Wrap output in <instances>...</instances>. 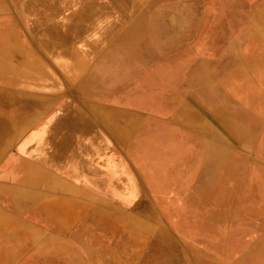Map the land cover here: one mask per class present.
<instances>
[{"label": "crops", "instance_id": "1", "mask_svg": "<svg viewBox=\"0 0 264 264\" xmlns=\"http://www.w3.org/2000/svg\"><path fill=\"white\" fill-rule=\"evenodd\" d=\"M146 1L0 0V110L16 115L20 129L9 131L12 138L0 150V264H125L111 248L110 233L95 227L107 224L111 205L124 206L135 181L122 143L138 141L112 129L144 120L147 127L163 126L170 115L158 119V113H170L173 105L159 107L156 98L178 95H163L161 88L142 97L136 87L152 85L160 71L157 58L168 61L183 44L185 28L199 20L193 7L198 0L176 2L165 15L151 5L143 9ZM84 58L88 65L78 74L76 63ZM48 74L56 85L68 75L70 89L31 87ZM77 113L96 130L90 137L65 133L77 125L63 116ZM96 172L108 179L96 184Z\"/></svg>", "mask_w": 264, "mask_h": 264}, {"label": "bare ground", "instance_id": "2", "mask_svg": "<svg viewBox=\"0 0 264 264\" xmlns=\"http://www.w3.org/2000/svg\"><path fill=\"white\" fill-rule=\"evenodd\" d=\"M255 10L249 29L241 31L238 42L223 52L227 60L206 65V59H197L189 65L185 73L187 97L180 108H170L174 100L178 102L177 96L156 98L159 107L171 109L170 117L163 119L161 134L154 133L156 130L151 129L154 127L144 126L145 120L138 127L113 129L122 138L136 132L142 136L141 141L122 143L144 178L132 171L135 181L130 182L131 188L122 201L131 213L125 216L121 211L118 213L122 219L119 222L129 235L127 243L132 241L136 246L138 237L145 240L154 236V241L148 238V244L156 248L145 254L151 261L147 264H264V2ZM84 60L76 63L78 74L88 65L87 59ZM75 69L73 66L69 73ZM40 78L37 85L31 86L35 90L70 89L68 75L62 76L57 85L50 74ZM84 89L87 90L86 85ZM7 101L6 97L1 103ZM190 103L207 112L197 113ZM63 118L76 121L77 126L65 132L72 139L90 137L91 131L96 132L83 122L87 118L79 113ZM18 120L16 115L0 110V150L12 138L8 137L9 131H20ZM251 155L257 158L256 168L249 163ZM247 160V166L251 165L248 168ZM105 178L108 179L101 172L93 174L96 184ZM126 215L138 219L133 221Z\"/></svg>", "mask_w": 264, "mask_h": 264}, {"label": "rangeland", "instance_id": "3", "mask_svg": "<svg viewBox=\"0 0 264 264\" xmlns=\"http://www.w3.org/2000/svg\"><path fill=\"white\" fill-rule=\"evenodd\" d=\"M183 1L188 0H162L158 1L157 3L152 2V0H147L146 4L143 6V9H147L151 5L158 11L160 15H165L167 13L166 11L175 7L176 2L180 3ZM198 2L199 3L197 5L193 6L197 8L198 11V23L185 28L187 31H184V38L180 41L183 44L180 43V45H178L175 49L171 50L175 51L173 54H170L171 56H169L168 61H166L164 57H162V59L160 56L157 58L156 65L159 66L160 71L159 74L155 75L152 85L142 88L135 86L137 88L136 93H140L142 97L149 95L151 90H157L160 92L161 88H165L164 92H162L163 95H166L167 93H175L178 95V97H176L178 98V102L174 100L172 108H180L183 103L182 100L187 97L188 88H186L184 83L185 73L187 72L189 65L193 64L194 61L199 58H205L207 61L206 65H216L221 60H227V57L222 55L223 52L228 51L227 49L231 46V44L238 42L237 39H239V34L242 33L241 31L249 29L251 16H253L254 12L256 11L255 8L263 3L264 0H206V3L205 0H198ZM208 3L210 4V7H207L209 6ZM218 19L219 21H222H220L221 24L218 22ZM171 27L179 30L182 28L173 26ZM146 68L149 69V65H147ZM81 88L86 90L84 89V85H82ZM190 105L194 108L191 109L197 111V113L205 114L207 112L205 108L197 109L191 103ZM167 115L171 114L158 113V119L164 118ZM145 122L147 123V121H144L143 123ZM163 122L165 121L163 120ZM174 124L175 126L178 125L176 122H174ZM151 129H155L156 131H154V133L156 134H161L164 131L161 127ZM140 135L137 132L131 133L127 139L133 137V141H141L142 136ZM127 158L130 162L126 167V171L136 172L144 178V173L140 171L134 162H131V156L129 154H127ZM256 159L257 158H255L253 155L250 156L249 163L253 165L254 168L257 167L255 165ZM247 165L248 160L246 161L245 167L248 168L251 166ZM147 192L148 191L146 190L145 195L149 199L150 194ZM125 195H127V193H125ZM125 195L123 197H125ZM123 197L120 198L122 199ZM118 211H121L124 216L125 214L128 215L131 213L129 207H118L117 210L110 207V211H106L107 215L104 214V218L106 216L105 219H107V224H95V227H98L99 231H102V226H104L103 230L110 233L109 237L111 248H118L119 252L123 254L122 259L125 261V264H147L151 262L148 260L145 254H151V249L153 250L156 248L152 246L151 243L148 244V238H151L154 241V236H149L145 240H143L144 238L140 236L135 239L138 241L136 246H133L132 241H128L131 243V245H129V243L126 241V239L129 238V235L125 233L122 223L119 222L122 221V219ZM159 214L161 217L163 216L161 213ZM127 217H130V219L133 221H136L137 218L133 215H129ZM124 252L126 253L125 255ZM136 253H138L137 257L134 256ZM152 258L156 259L155 257Z\"/></svg>", "mask_w": 264, "mask_h": 264}]
</instances>
